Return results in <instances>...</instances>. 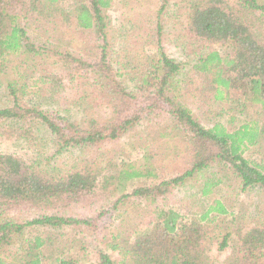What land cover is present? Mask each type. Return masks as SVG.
<instances>
[{
	"label": "trees",
	"instance_id": "16d2710c",
	"mask_svg": "<svg viewBox=\"0 0 264 264\" xmlns=\"http://www.w3.org/2000/svg\"><path fill=\"white\" fill-rule=\"evenodd\" d=\"M62 1L0 0V84L7 94L1 133L33 146L41 124L57 153L82 151L60 172L0 154V216L37 213L20 223L0 219V264H81L88 244L84 233L106 228L63 212L87 202H99V216L118 212L117 227L123 229L122 237L112 234L106 245L118 262L99 249L91 264H264V208L245 227L242 218L235 225L228 220L219 200L199 216L152 207L200 175L202 197L221 185L238 193L264 191V0L175 3L183 18L181 36L199 45L185 69L160 45V18L171 0L158 1L153 20L139 12L141 1L129 11L121 7L130 29H120L124 43L114 51L106 15L111 0H73L60 14ZM21 18L40 34L68 37L74 49L30 39ZM28 96L76 108L80 117L70 121L30 106ZM192 111L209 126L198 123ZM124 137L141 149L138 160L128 162L117 148ZM165 161L176 164L171 178L128 191L133 180L157 179ZM144 203L154 219L138 233L140 219L132 213ZM214 239L218 250L230 248L221 263L212 261Z\"/></svg>",
	"mask_w": 264,
	"mask_h": 264
},
{
	"label": "rangeland",
	"instance_id": "374dc122",
	"mask_svg": "<svg viewBox=\"0 0 264 264\" xmlns=\"http://www.w3.org/2000/svg\"><path fill=\"white\" fill-rule=\"evenodd\" d=\"M140 1L142 2L143 6L140 8L139 12L145 13L146 19L153 20L156 16L155 11H157L158 8V1L160 0H111L110 9L106 12V15L110 20V25H108L107 28L109 29V43H111L113 51L120 43H124V40L121 37V35H123V31L120 29H130V24L126 21H123V19H121L122 17H120L121 7H123L124 11H129L127 10L128 8H137V4ZM177 2H179V0H171L170 5H168L163 13V16L160 18L162 19L163 25L160 45L168 57L174 59L177 63H180L185 69L187 66H191V62L195 58L191 52V49H194L199 45L193 42V46H191V40H189V37L185 38L181 36V33L184 31L181 26L183 18L180 16L181 13L177 14L176 12L177 8L174 6V4ZM73 5V0H65L60 2V14H64L65 12L69 11ZM60 14H58V16L61 17ZM130 14L132 15L131 12ZM56 21L59 22V19ZM19 23L21 27L26 30L27 36L34 41L43 43L45 42L50 48L55 47L64 51H68V49H74V46L69 44L68 37H64L62 39L59 35L40 34L35 31L32 26H30L27 19L25 18H21ZM187 41H189V44L186 48L184 45ZM142 47L143 45L139 46L138 48L141 49ZM143 48L147 50L148 46ZM198 53H200V51ZM177 78L180 80L181 75ZM125 85L129 92H135L132 83L125 81ZM6 100L7 94L4 84H0V109L7 105ZM26 101L30 106H35L38 104L42 109L57 112L62 118L68 119L70 121H76L80 117L76 108L65 109L58 104L56 105L55 103L41 102L40 100L31 96H28ZM221 106L222 105L220 104L215 105L213 109L215 111H219ZM187 108L190 111L192 109V107L189 105H187ZM192 116L204 127L209 126L207 122L203 121L202 118L196 114V112L192 111ZM221 121L223 120L221 119ZM135 129H139V126L135 127L133 130ZM37 138L38 140L33 146H27L23 140L15 139V137L5 136L0 131V154L10 155L29 165H38V168H46L51 171L60 172L65 170L68 167V164L82 153V151L73 148H68L57 153V150L54 148L51 141L52 136L50 135L49 131H47L45 126L41 124L37 126ZM129 141L130 140L127 139V137H124L120 140H117L115 144L117 148H121L123 150L124 158L128 162H134L141 157L142 151L138 147H131L129 145ZM37 145L39 146L37 147ZM175 166L176 164L171 161L163 162V168H161L159 174L157 175V179L142 178L133 180L129 183V186H127L128 191L130 192L132 189L139 186L152 185L154 183L160 182L162 179L171 178ZM202 184L203 178L200 175L193 180H189L181 186H175L171 193L164 200H157V205L152 207L173 210L187 216H192L193 214V216H199L203 214L215 200H219L228 209L230 214L227 216V218L228 220L233 221V225L237 224L238 222V219L235 220L236 218H242L241 223L245 227H248L249 225H253L255 223V221L258 219L257 217L261 216V209L264 208V191L262 189L254 187L244 193H238V190L235 188L226 189L225 186L223 187L221 185L218 192H214L208 196L202 197L200 195ZM111 201H113V198H111L108 203ZM118 207L119 211H121V206ZM100 211L101 209L99 202H87L85 204H81L78 207L66 209L63 212V214L67 216L93 218L95 219L94 223L99 228H106L105 230L100 229L92 234H90V232L93 231L92 229L84 233L87 234L86 241L88 244H86L87 247L85 245L86 250H84V259L81 264H91L92 261H94L96 252L99 251V249L107 252L110 258H112L116 263L118 262L119 257L117 252H111L106 248V245L110 242L109 236L112 234H118L120 237H122L123 229L117 227L116 214L118 212H108V214L106 213L103 216H99ZM132 215H135L136 219H140L137 224L138 229H140L138 233L142 231L141 229L152 225L154 216L151 212V207L145 203L144 206L140 205L135 211H133ZM36 216V212L24 210L2 214L0 219L11 220L13 222L20 223L31 220ZM259 220L263 221L264 218ZM235 234L236 231H233L232 239L236 238ZM219 241L216 239L212 240L213 246L211 247V255L212 261L214 263H221L230 252L229 247H226L222 251L218 250Z\"/></svg>",
	"mask_w": 264,
	"mask_h": 264
}]
</instances>
